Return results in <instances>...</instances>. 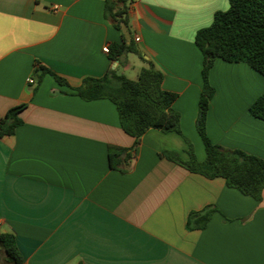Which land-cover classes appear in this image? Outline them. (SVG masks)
Here are the masks:
<instances>
[{
  "label": "crops",
  "instance_id": "crops-1",
  "mask_svg": "<svg viewBox=\"0 0 264 264\" xmlns=\"http://www.w3.org/2000/svg\"><path fill=\"white\" fill-rule=\"evenodd\" d=\"M104 5L0 0V117L25 105L21 125L0 138V233L14 236L22 264H264V187L255 200L160 156L170 151L186 160L185 138L196 159L204 158L196 131L202 55L194 36L228 0H134L129 32L112 26ZM122 33L139 65L152 63L161 88L177 95L172 107L182 136L148 129L114 169L108 147L130 151L133 138L112 102L83 100L74 88L130 67L126 55L111 60L103 51ZM36 65L66 85L49 74L37 82ZM208 81L211 142L264 159V120L248 112L264 77L216 59ZM205 207L215 208L205 228L187 229L188 214ZM4 257L0 248V264Z\"/></svg>",
  "mask_w": 264,
  "mask_h": 264
},
{
  "label": "trees",
  "instance_id": "trees-1",
  "mask_svg": "<svg viewBox=\"0 0 264 264\" xmlns=\"http://www.w3.org/2000/svg\"><path fill=\"white\" fill-rule=\"evenodd\" d=\"M133 1L104 0V16L116 30L129 32L126 13ZM194 44L202 55V86L197 104L196 131L203 145L204 158L202 161L196 159L191 143L185 138L188 146L186 160L170 151H162L160 156L208 179L220 177L227 187L260 200L264 187V159L238 149H224L212 143L205 131V117L214 94L208 75L216 59L228 63H244L264 77V0H228V9L215 12L210 25L195 33ZM129 52L136 53L137 50L131 40L126 41L123 33L120 43L113 42L108 46L111 60H117ZM34 74L37 82L49 74L56 83L66 85L64 79L42 65H36ZM161 83L162 73L149 62L140 69L135 80L114 69L97 78H84L81 85L74 88L76 95L83 100L107 99L112 102L120 128L133 138L130 151L108 147V163L111 168L118 169L131 158L130 152L148 129L175 132L182 136L179 128L180 115L172 107L177 95L163 90ZM24 108V104L17 105L0 117V138L14 134L22 123L19 114ZM248 112L254 118L264 120V90L249 105ZM214 211L213 207H205L201 211L189 213L186 228H205ZM0 248L5 255L1 264H22L12 234L0 233Z\"/></svg>",
  "mask_w": 264,
  "mask_h": 264
},
{
  "label": "rangeland",
  "instance_id": "rangeland-1",
  "mask_svg": "<svg viewBox=\"0 0 264 264\" xmlns=\"http://www.w3.org/2000/svg\"><path fill=\"white\" fill-rule=\"evenodd\" d=\"M126 56H127V62L130 67L125 71H122L121 68H119L118 71L119 73L123 72V74L127 78L131 80H135L138 72L140 71L141 68H143V65H139V58L135 53L129 52V53H126ZM180 158L182 159V157ZM182 160H185V159H182Z\"/></svg>",
  "mask_w": 264,
  "mask_h": 264
},
{
  "label": "built area",
  "instance_id": "built-area-1",
  "mask_svg": "<svg viewBox=\"0 0 264 264\" xmlns=\"http://www.w3.org/2000/svg\"><path fill=\"white\" fill-rule=\"evenodd\" d=\"M134 41H138V38L135 37V38H134ZM103 51L107 53V52H108V47H104V48H103ZM28 82L31 83L32 80H31V79H28Z\"/></svg>",
  "mask_w": 264,
  "mask_h": 264
}]
</instances>
